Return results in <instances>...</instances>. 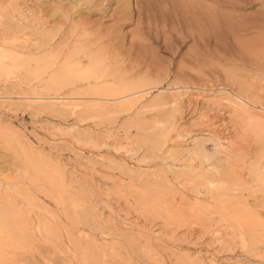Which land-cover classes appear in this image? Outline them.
<instances>
[{
	"label": "rangeland",
	"instance_id": "obj_1",
	"mask_svg": "<svg viewBox=\"0 0 264 264\" xmlns=\"http://www.w3.org/2000/svg\"><path fill=\"white\" fill-rule=\"evenodd\" d=\"M239 4L0 0V264H264V57L197 18Z\"/></svg>",
	"mask_w": 264,
	"mask_h": 264
},
{
	"label": "bare ground",
	"instance_id": "obj_2",
	"mask_svg": "<svg viewBox=\"0 0 264 264\" xmlns=\"http://www.w3.org/2000/svg\"><path fill=\"white\" fill-rule=\"evenodd\" d=\"M216 3H218V4H220L221 2H225V3H228V4H231L232 5V7L233 8H236V6H239L240 4H239V2H246V3H248V4H252V3H254V2H256V1H262L263 3H264V0H230V1H225V0H214ZM93 3V2H92ZM102 3H103V1H102ZM104 5V4H103ZM242 6V5H241ZM62 7V6H61ZM100 7V6H99ZM264 7V6H263ZM239 9V8H238ZM66 11H67V9H65ZM235 10V9H234ZM91 11V10H90ZM89 11V12H90ZM64 12V11H63ZM65 13V12H64ZM76 14V13H75ZM91 15V14H90ZM60 16H61V14H60ZM59 16V17H60ZM63 16V15H62ZM197 18H198V20H200V22H202L203 23V25H205V26H207V27H210V28H216L217 30H219V32H221V34L223 33L225 36H227V39L230 41V43L231 44H233L235 47H237V51H239V52H241V53H244V54H247V55H252V54H257V55H261V56H263L264 57V17L262 18V19H260V22L262 23V24H259L257 21H253V22H248V21H246V20H243V21H240V20H238L239 19V15H237V14H229V15H223L221 12L219 13V12H216V11H214L213 13H212V16H209V15H202V14H197ZM263 16V15H262ZM52 17V16H51ZM55 17V16H54ZM64 17H65V15H64ZM63 18V17H62ZM189 18V17H188ZM51 19V18H50ZM55 19V18H54ZM54 19H53V21H54ZM65 19V18H64ZM187 19V18H186ZM192 19H194V18H192ZM246 19V18H245ZM258 19V18H257ZM49 20V19H48ZM63 20V19H62ZM70 20H71V18H70ZM60 21V20H59ZM51 22H52V19H51ZM55 22V21H54ZM54 22H53V25L54 26H56L55 24H54ZM186 22V21H185ZM56 23V22H55ZM50 24V23H49ZM59 24V23H58ZM66 24H68V23H66ZM72 24V23H71ZM79 24V23H78ZM86 24H87V22H86ZM196 24H198V23H196ZM47 25H48V22H47ZM69 25V24H68ZM67 25V26H68ZM73 25H74V23H73ZM72 25V26H73ZM190 25V24H189ZM59 26H61V25H59ZM72 26H71V29H72ZM75 26V25H74ZM73 26V27H74ZM89 26V25H88ZM48 27H49V25H48ZM57 27V29H58V26H56ZM192 27V26H191ZM198 27V26H197ZM76 28V27H75ZM79 28H81V27H79ZM86 29H87V27H85ZM189 28V27H188ZM192 28H194V27H192ZM191 28V29H192ZM51 29H54L53 27H51ZM57 29H55V30H57ZM77 29V28H76ZM93 29V28H92ZM49 30H50V28H49ZM74 30V29H73ZM80 29H78V31H79ZM195 30V29H194ZM50 31H52V30H50ZM49 31V32H50ZM60 31V30H59ZM63 31V30H62ZM212 31V30H211ZM48 32V31H47ZM53 32V31H52ZM55 32V31H54ZM64 32V31H63ZM71 32H72V30H71ZM76 32V31H75ZM85 32V31H84ZM195 32V31H194ZM64 33H62L61 34V36L63 35ZM71 34V33H70ZM76 34V33H75ZM195 34V33H194ZM215 34V33H214ZM56 35V34H55ZM68 35H69V33H68ZM78 35V34H77ZM65 36H67V34L65 35ZM76 36V35H75ZM46 37V36H45ZM62 37H64V36H62ZM200 37V36H199ZM65 38V37H64ZM77 38V37H76ZM225 38V37H224ZM74 39V38H73ZM195 39H197V38H195ZM201 39V38H200ZM226 39V38H225ZM46 40H48V38L46 39ZM55 40H57V39H55V36H52V37H50V40H49V43H48V48L50 49V51H51V53H53V48H51V45H52V43H53V41H55ZM75 40V39H74ZM74 40H73V42L71 43V45H73V43H74ZM81 40V39H80ZM198 40V39H197ZM58 41V40H57ZM62 41V40H61ZM77 42V41H76ZM55 43V42H54ZM69 43V42H68ZM78 43V42H77ZM88 43V42H87ZM63 44V43H62ZM65 44V43H64ZM63 44V45H64ZM230 44V46H232ZM46 45V44H45ZM54 45V44H53ZM68 45V44H67ZM67 45H66V47H67ZM60 46V45H59ZM59 46L57 47V48H59ZM62 46V45H61ZM64 47V46H63ZM71 47V46H70ZM74 47V46H73ZM86 47V46H85ZM47 48V49H48ZM68 48V47H67ZM82 48V47H81ZM83 48H84V46H83ZM46 49V50H47ZM68 49H70V48H68ZM58 50H61V49H58ZM75 50V49H74ZM91 50V49H90ZM89 51V50H88ZM93 51V50H92ZM48 53V52H47ZM58 52H56V54H57ZM69 53V52H68ZM93 53V52H92ZM61 54V53H60ZM90 54V53H89ZM218 54V53H217ZM69 55V54H68ZM71 55V54H70ZM69 55V56H70ZM78 55V54H77ZM94 55V54H93ZM93 55L91 54V56L93 57ZM50 56H51V54H50ZM63 56H64V53H63ZM69 56H66V57H69ZM76 56V55H75ZM84 56V55H83ZM87 56H88V54H87ZM240 56V55H239ZM253 56V55H252ZM220 57V56H219ZM235 57V56H234ZM241 57V56H240ZM239 57V58H240ZM253 57H255V56H253ZM71 58V57H70ZM74 58V57H73ZM87 58V57H86ZM261 58V57H260ZM63 59V58H62ZM81 59H83V58H81ZM49 60V59H48ZM50 60L52 61V63H53V65L55 66L56 65V61H55V59H53V55L51 56V58H50ZM68 60L69 59H64V61H63V63L62 64H60L61 66L58 68V69H61V70H65V65H66V63L68 62ZM72 60V59H71ZM237 60V59H236ZM239 60V59H238ZM260 60V59H259ZM261 60H263V59H261ZM62 61V60H61ZM77 61H79V60H77ZM231 61V60H230ZM88 62H89V65H91L92 66V64H94V62L95 61H93V58H89L88 59ZM98 62V61H97ZM237 62H239V61H237ZM248 62H250V61H248ZM248 62H240V64H243V66H248V68H249V65H250V67L251 66H255V64H256V62H255V64L254 63H248ZM262 62V61H261ZM50 64H51V62H50ZM70 64H72V62H70ZM69 64V65H70ZM73 64H74V62H73ZM75 64H76V62H75ZM85 64H86V62H85ZM98 65V64H97ZM76 66L78 67L79 66V64H76ZM76 66H74V68L76 67ZM264 66V65H263ZM50 67H53V66H50ZM67 67V66H66ZM241 67V66H240ZM260 67V66H259ZM91 68V67H90ZM99 68V67H98ZM253 68V67H252ZM85 69V68H84ZM257 69V68H256ZM57 70V69H56ZM56 70H54V72L56 71ZM68 70V69H67ZM88 70V69H87ZM49 71V70H48ZM52 71V70H51ZM72 71V70H71ZM74 71V70H73ZM72 71V72H73ZM67 72H70V71H67ZM71 72V73H72ZM56 73H57V71H56ZM61 73V72H60ZM79 73H82V72H80L79 71ZM94 73V72H93ZM52 74H53V71H52ZM51 74V75H52ZM75 74V73H74ZM74 74L72 73V75H73V77H74ZM60 75V74H59ZM72 75H70V76H72ZM85 75V74H84ZM114 75V74H113ZM50 76V75H49ZM80 76V75H79ZM85 77V76H84ZM50 78V77H49ZM70 78V77H69ZM80 78H82V77H80ZM104 78V77H103ZM62 79V78H61ZM72 79V78H71ZM76 79H79V78H76ZM86 79H87V76H86ZM73 80V79H72ZM70 80H68V82H69ZM88 81V80H87ZM60 82V81H59ZM58 82V83H59ZM71 82V81H70ZM79 82V81H78ZM77 82V83H78ZM82 82H83V80H82ZM52 84V83H51ZM55 84V83H54ZM72 84H74L73 82H72ZM50 86V85H49ZM127 92V91H126ZM125 93V92H124ZM128 93V92H127ZM126 93V94H127ZM84 94V93H83ZM97 95V94H96ZM120 95V94H119ZM116 96V95H115ZM118 96V95H117ZM255 107V106H254ZM253 107V108H254ZM262 109V108H261ZM257 110V109H256ZM72 111V110H71ZM250 115V114H249ZM259 121V120H258ZM217 140V139H216ZM221 140V139H220ZM222 140L224 141L225 139H223L222 138ZM217 141H219V140H217ZM220 143V142H219ZM175 156H176V154H175ZM174 156V157H175ZM165 177V176H164ZM166 180V179H165ZM156 188V187H155ZM161 188H162V186H161ZM175 188V187H174ZM169 191V190H168ZM167 191V192H168ZM162 194V193H161ZM174 194V193H173ZM174 196H175V194H174ZM164 197V196H163ZM177 197V196H176ZM169 199V198H168ZM179 199V198H178ZM172 202V201H171ZM172 204V203H171ZM176 204V203H175ZM174 204V205H175ZM152 205V204H151ZM162 208V207H161ZM177 208V207H176ZM5 209V208H4ZM172 212V211H171ZM196 213V212H195ZM178 216V215H177ZM237 216V215H236ZM225 219V218H224ZM244 220V219H243ZM244 222V221H243ZM236 223V222H235ZM230 225V224H229ZM230 231V230H229ZM237 233V232H236ZM253 235V234H252ZM202 236V235H201ZM189 237V236H188ZM219 241V240H218ZM260 241V240H259ZM223 242V241H222ZM225 243V242H224ZM257 243V242H256ZM216 244V243H215ZM258 244H260V243H258ZM256 245V244H255ZM138 247V246H137ZM261 249V248H260ZM256 250V249H255ZM148 251V250H147ZM254 251V250H253ZM142 252V251H141ZM183 257V256H182ZM191 260H192V258H191ZM200 260V259H199ZM143 261V260H142ZM202 261V260H201Z\"/></svg>",
	"mask_w": 264,
	"mask_h": 264
}]
</instances>
